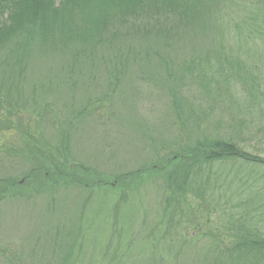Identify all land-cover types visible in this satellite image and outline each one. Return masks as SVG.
I'll list each match as a JSON object with an SVG mask.
<instances>
[{
  "label": "trees",
  "instance_id": "16d2710c",
  "mask_svg": "<svg viewBox=\"0 0 264 264\" xmlns=\"http://www.w3.org/2000/svg\"><path fill=\"white\" fill-rule=\"evenodd\" d=\"M186 47L189 57L182 60L183 53H177ZM50 59L52 63L45 62ZM58 59H63L61 68L67 64L66 73L53 80L48 76ZM0 65V91L15 96H10L14 101L10 99L9 110L20 108L15 98L24 81L32 93L21 100L29 110L38 93L51 95L56 85L72 105L81 78H94L100 70L109 87L119 82L127 86L125 79L132 76L162 86L164 113L185 142L150 144L152 163L157 165L151 171H137L140 176L121 175L116 181L124 185L123 194H109L117 195L114 202L125 203L146 181L162 178L163 216L149 222L153 227L146 237L157 246L159 241L166 245L168 253L155 257L152 264H264V171L260 173L264 158L238 144L244 132L246 137H254L256 131L264 136V0H0ZM88 67L91 72L84 74ZM38 76L48 80H40L41 86L35 83ZM89 97L77 116L92 112ZM214 113L218 117L211 122ZM24 114L29 117V112ZM160 116L162 129L168 119ZM4 121L0 118V134L15 131L21 138L37 139L31 137L28 122ZM44 146L17 142V148L4 149L10 157L37 165L24 176L22 186L10 178L0 180V201L20 200L22 193L27 201L22 188L29 180L32 187L25 190L35 196L45 193L49 201L66 188H108L90 168L77 175L62 160L49 168L59 148ZM139 177L144 182L135 187ZM86 195L83 207L95 194L92 190ZM71 227L73 233L65 232L66 251L61 248L58 259L38 264H72L78 236L71 238L76 230L80 234L81 224ZM176 231L181 238L170 241ZM200 239L204 246L192 248ZM28 241L29 246L35 243ZM184 251L189 252L187 257Z\"/></svg>",
  "mask_w": 264,
  "mask_h": 264
},
{
  "label": "rangeland",
  "instance_id": "374dc122",
  "mask_svg": "<svg viewBox=\"0 0 264 264\" xmlns=\"http://www.w3.org/2000/svg\"><path fill=\"white\" fill-rule=\"evenodd\" d=\"M232 23L233 21H230L228 25L231 26ZM187 48L189 47L182 48L184 52L179 50L177 53H183L182 60L189 57ZM197 50L202 51L200 47ZM61 60L58 59L51 66L52 76H46L54 80L59 79L62 72L66 73L67 64L61 68ZM52 61L53 59H50L45 62ZM136 69L139 68H132ZM83 72L90 73L91 67ZM104 73V70H100L99 75L93 76L94 78H81L74 88L72 108L70 99L57 91L59 85L55 86L51 95L49 92L47 96L42 97V94L38 93L35 96L37 100L33 99L35 105L30 107L31 111L21 100L23 96L32 93L25 81L22 82L24 88L21 94L17 93L15 98L20 106L18 110L12 107L9 110L13 92L0 91V118L5 120L4 122L15 125L28 122L31 137L48 140L42 142V147L46 144L44 148L51 145L59 148L58 154L54 155L57 158L48 164L49 168H53L55 163L59 164V160H62L67 167L71 166L70 171L77 175L85 174L83 171L90 168L108 183V188H70L68 191L66 188L49 201V195L45 193L35 196L31 194L30 189L25 190L32 187L33 180H29L30 184L22 188L29 202L23 199V193L20 200L14 198L0 201V264H38L39 261L58 259L59 250L62 248L65 252L66 242L69 240H66L65 232L73 233L75 228L71 226L77 227L79 223L80 234L77 235L76 230L71 238L74 240L78 236L71 250L72 264H152L155 257L165 258L168 253L166 245H161L159 241L157 246L154 240L146 237L149 229L153 227L149 222L154 218L159 221L163 216L160 208L163 199L160 175L146 181L138 193H131V198L125 203L119 200L114 202L119 192L121 195L124 192V185L116 180L127 173L140 176L142 172L151 171L157 165L152 163L155 157L150 144L154 146L159 142H172L176 139H180L179 142L183 144L185 141L179 131L169 125L170 117L164 113L166 98L162 93V86L146 84L142 79L132 76L125 79L127 86L124 82V86L119 82V85L109 87L106 85L108 80ZM46 76H38L39 79H36L35 83L42 86L40 80H48ZM131 89L133 91H130ZM195 93L196 91L192 92ZM87 94L92 98H87L91 103L89 106L86 103V106L90 107L92 112L85 111L77 116L80 112L78 107H85ZM184 96H188V92ZM187 99L197 106L189 97ZM41 105H44V108L37 111ZM24 112H29V117ZM160 115H164V119L167 116L168 119L162 129L158 125ZM214 117L217 118L218 114L212 115L211 122H214ZM222 120L226 123L228 119L223 116ZM201 128L202 126L200 130ZM224 130L223 127L218 133L223 134ZM254 132L252 131L253 134ZM243 134L238 144L247 152L264 158V136H258L257 131L254 137H246L245 132ZM17 139H21V136L15 131L0 134V140L3 141L0 142V180L10 178L15 182L20 181L22 186L25 183L24 176L35 168L37 163L10 157L4 153L7 147L17 148ZM53 153H57V150L53 149ZM140 170L141 173H136ZM263 171L264 169L260 173ZM141 177L135 181V187L144 182ZM92 190L95 195L91 196L88 205L83 207L82 201L87 198V191L90 193ZM110 191L116 192L117 195L109 194ZM180 238L181 233L176 231L169 240ZM31 239L35 240V243L29 246L28 240ZM204 244L203 239L196 240L192 248L200 249ZM55 245L57 249H54ZM185 253L189 252L184 251L182 254L187 257Z\"/></svg>",
  "mask_w": 264,
  "mask_h": 264
},
{
  "label": "flooded vegetation",
  "instance_id": "af4514ba",
  "mask_svg": "<svg viewBox=\"0 0 264 264\" xmlns=\"http://www.w3.org/2000/svg\"><path fill=\"white\" fill-rule=\"evenodd\" d=\"M16 141H17V142H43V140H37V139H28V138H21V139H17ZM0 142H3V141H2V140H0ZM21 181H23V180H21ZM17 183L21 184V183H20V181H19V182H17Z\"/></svg>",
  "mask_w": 264,
  "mask_h": 264
}]
</instances>
